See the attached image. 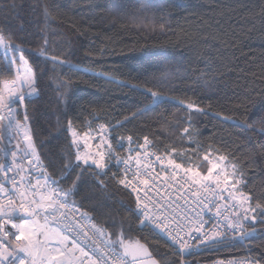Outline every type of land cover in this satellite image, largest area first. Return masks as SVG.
<instances>
[{"label": "trees", "instance_id": "16d2710c", "mask_svg": "<svg viewBox=\"0 0 264 264\" xmlns=\"http://www.w3.org/2000/svg\"><path fill=\"white\" fill-rule=\"evenodd\" d=\"M0 5V27L18 28L23 22L28 29L27 22L32 21L30 30L35 31V21L40 20L41 27L59 34L54 38L63 42L68 53L70 68L57 67L55 73L41 57L27 53L30 63L36 61L32 66L42 81L39 96L29 97L31 103L23 107L33 123L38 152L60 153L66 135L62 112L78 128L86 127L82 120L115 124L149 103L133 86L152 88L205 108L207 115L192 117V140L237 163L247 183L244 191L264 193V136L235 126L237 118L243 121L240 113L245 109L256 114L253 119L264 115L260 111L264 107V0H0ZM41 5L49 13L46 24ZM23 46L36 47L35 43ZM0 72H6L2 64ZM61 80L70 84V106L57 103ZM216 114L233 120L223 122ZM186 117L187 112L169 101L113 135H132L139 141L147 136L161 153L173 146L190 150L194 145L181 139L183 128L188 127L183 123ZM110 168L109 177L119 172L113 164ZM83 179L74 199L83 204L81 211L96 217L94 223L118 234L122 224L128 230L125 235L146 245L159 264H178L182 258L174 254V247L158 233L141 230L126 211V206L135 205L124 189L113 181L101 191L91 177ZM93 208L97 211H90ZM255 228L247 238L248 251L264 264V225L257 223ZM105 239L109 243V237ZM244 252L243 244L226 242L204 247L184 261L205 263Z\"/></svg>", "mask_w": 264, "mask_h": 264}, {"label": "snow or ice", "instance_id": "6c2138e0", "mask_svg": "<svg viewBox=\"0 0 264 264\" xmlns=\"http://www.w3.org/2000/svg\"><path fill=\"white\" fill-rule=\"evenodd\" d=\"M38 7L46 24L50 19L47 7ZM36 10L34 7L33 11ZM27 23L28 29L23 22L18 28L0 27V64L6 70L0 72V76L6 75L0 79V125L16 139L14 150H9L10 162H0V264H157L146 245L125 235L128 230L122 224L119 234L107 232L99 223L84 230L82 221L96 220L87 211H81L83 204L74 199L85 176L91 177L94 187L101 191H106L113 181L124 189L135 205L126 206V211L140 229L148 228L170 239L174 254L179 257L193 255L194 247H216L226 242L242 245L256 231L257 223L264 225V193L244 191L247 183L237 163H230L229 157L217 149L205 148L192 140V117L207 115V110L195 102L165 96L152 88L133 86V90L149 98V103L115 124L93 126L92 121L82 120L86 127L78 128L68 113L62 112L66 135L60 153L51 149L38 152L33 123L27 109L21 111L22 106L31 103L29 97H38L42 91V81L32 66L36 61L30 63L27 53L31 51L41 57L46 66L51 65L49 70L53 73L57 67L70 68V62L61 46L63 42L54 38L58 33L41 27L40 20L35 21V31L30 30L32 21ZM32 43L35 49L23 46ZM40 71L45 73L43 68ZM56 91L57 103L70 106V84L61 80ZM169 101L187 112L183 123L188 127L183 128L181 139L186 138L194 145L190 150L173 146L157 154L159 150L147 136L141 143L132 135H113L137 116ZM260 111L264 113V107ZM240 115L244 119L237 118L235 126L264 136V115L253 119L256 114L246 109ZM216 118L229 123L233 120L220 114ZM180 126L176 125L177 131ZM39 147L44 145L41 143ZM113 161L123 167L109 177ZM172 190L176 196L171 194ZM116 226L115 222L111 225ZM89 231L92 236L109 237L107 251H99L95 246L88 248L84 242L92 238ZM191 240L198 243L193 245ZM178 264L185 262L181 259ZM215 264H262V261L245 257Z\"/></svg>", "mask_w": 264, "mask_h": 264}, {"label": "built area", "instance_id": "2783aa9c", "mask_svg": "<svg viewBox=\"0 0 264 264\" xmlns=\"http://www.w3.org/2000/svg\"><path fill=\"white\" fill-rule=\"evenodd\" d=\"M23 107L24 106L21 107V111L22 112L24 110ZM0 115H2V113H0ZM4 123L6 124L7 121H5ZM99 124H103V123H99ZM95 125H93V126H95ZM149 140L153 143V141H152L151 138H149ZM139 142L142 143L143 142V138ZM15 144H16V139L12 138L11 133H9L7 129H5L2 125H0V162H10L11 156H10V151L9 150H14L13 149V145H15ZM120 154L121 155H124L125 152H121ZM157 154H161V152L158 151ZM112 164L115 167H117L119 169V171L123 167V165L117 164L115 161H113ZM157 167H159V166H157ZM171 194L173 196H176L177 195V193L174 190L171 191ZM180 203L183 204V200H180ZM79 215H80V213L77 212L76 213V216L79 217ZM81 223H82V226L84 227V230L88 231L89 228H90V226H91V224L94 223V222L93 221H89V220H84ZM156 233H158L161 237H163L166 241H168L172 245V242H171L170 239H168L167 237H165L164 235H162L159 232H156ZM89 236H91L92 238L90 240L84 242V243L87 244L88 248H91V247L95 246L97 248V250H99V251H107L106 245L108 244V242L105 239V236H92L91 231H89ZM84 243H82L81 246H84ZM190 243H192L193 245H195L198 242L195 241V240H191ZM243 246L245 248V252L242 255H239V256H230V257H222V258H219V259L210 261V262H205V263L199 262V263H195V264H215V262L220 261V260L227 261V260H231L233 258H245V257L251 258V257H254L248 251L249 245L247 244V239L244 241ZM203 248L204 247H194L193 251L194 252H197V251H200ZM110 264H111V262H110ZM185 264H187V263L185 262Z\"/></svg>", "mask_w": 264, "mask_h": 264}, {"label": "water", "instance_id": "95a60500", "mask_svg": "<svg viewBox=\"0 0 264 264\" xmlns=\"http://www.w3.org/2000/svg\"><path fill=\"white\" fill-rule=\"evenodd\" d=\"M121 251H122V250H121ZM154 259H155V258H154ZM155 260H156V259H155ZM156 261H157V260H156ZM157 264H159L158 261H157Z\"/></svg>", "mask_w": 264, "mask_h": 264}, {"label": "bare ground", "instance_id": "6f19581e", "mask_svg": "<svg viewBox=\"0 0 264 264\" xmlns=\"http://www.w3.org/2000/svg\"><path fill=\"white\" fill-rule=\"evenodd\" d=\"M184 260V257H181Z\"/></svg>", "mask_w": 264, "mask_h": 264}, {"label": "crops", "instance_id": "0c3cea01", "mask_svg": "<svg viewBox=\"0 0 264 264\" xmlns=\"http://www.w3.org/2000/svg\"><path fill=\"white\" fill-rule=\"evenodd\" d=\"M216 260V259H215ZM213 261V260H212Z\"/></svg>", "mask_w": 264, "mask_h": 264}]
</instances>
